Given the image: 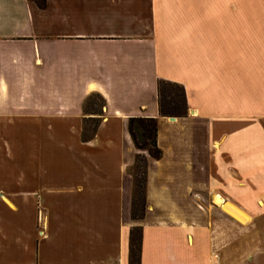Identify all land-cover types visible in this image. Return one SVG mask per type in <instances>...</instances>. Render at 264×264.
Masks as SVG:
<instances>
[{
  "label": "crops",
  "instance_id": "obj_1",
  "mask_svg": "<svg viewBox=\"0 0 264 264\" xmlns=\"http://www.w3.org/2000/svg\"><path fill=\"white\" fill-rule=\"evenodd\" d=\"M134 227L139 264H264V0H0V264H129Z\"/></svg>",
  "mask_w": 264,
  "mask_h": 264
},
{
  "label": "trees",
  "instance_id": "obj_2",
  "mask_svg": "<svg viewBox=\"0 0 264 264\" xmlns=\"http://www.w3.org/2000/svg\"><path fill=\"white\" fill-rule=\"evenodd\" d=\"M41 1V3H40ZM36 0V4L39 8L45 7V0ZM163 84L173 85L179 88L180 97L182 102L181 112H170L176 108L171 107L167 111L161 102V87ZM158 110L159 115L166 117H182L186 114L185 98L183 89L169 82L160 81L158 83ZM97 98L101 101L99 109L103 106V100L98 95L90 96L87 100ZM87 102V101H86ZM92 128L91 133L96 130L97 120H91ZM127 131L131 138L134 148L137 151L135 155L134 164L130 169V174L133 181L132 187V199H131V212L130 216L133 220H141L144 215L145 209V183H146V165L147 157L154 160H158L161 157V151L156 144V119L146 117L129 118L127 122ZM90 136L87 134L85 125L83 128V138ZM137 170V174L135 171ZM142 239V229L140 227H134L129 232V264H139V253Z\"/></svg>",
  "mask_w": 264,
  "mask_h": 264
},
{
  "label": "rangeland",
  "instance_id": "obj_3",
  "mask_svg": "<svg viewBox=\"0 0 264 264\" xmlns=\"http://www.w3.org/2000/svg\"><path fill=\"white\" fill-rule=\"evenodd\" d=\"M36 1V0H35ZM40 1V0H37ZM41 3V1H40ZM161 102L164 108L169 111L171 107L176 108L175 110H170V112H181L182 110V102L180 97V90L178 87L169 85V84H163L161 87ZM101 105V101L97 98H92L90 100H87L85 103V110H91V111H97ZM85 128L87 131V134L91 132L92 123L87 122L85 124ZM137 170L135 171V174H137ZM145 210V209H144Z\"/></svg>",
  "mask_w": 264,
  "mask_h": 264
},
{
  "label": "bare ground",
  "instance_id": "obj_4",
  "mask_svg": "<svg viewBox=\"0 0 264 264\" xmlns=\"http://www.w3.org/2000/svg\"><path fill=\"white\" fill-rule=\"evenodd\" d=\"M217 205H220V202L219 201H215Z\"/></svg>",
  "mask_w": 264,
  "mask_h": 264
}]
</instances>
